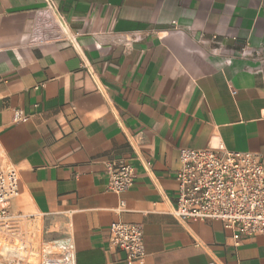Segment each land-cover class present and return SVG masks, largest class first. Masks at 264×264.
<instances>
[{
	"label": "crops",
	"instance_id": "0c3cea01",
	"mask_svg": "<svg viewBox=\"0 0 264 264\" xmlns=\"http://www.w3.org/2000/svg\"><path fill=\"white\" fill-rule=\"evenodd\" d=\"M53 1L79 50L44 0H0V158L19 174L11 213L40 226L53 252L71 247L75 264H128L110 245L117 222L142 225L141 264H264V235L235 245L219 221L172 214L181 148L264 155V0ZM246 45L262 59L240 56ZM115 160L135 169L121 194L108 189Z\"/></svg>",
	"mask_w": 264,
	"mask_h": 264
},
{
	"label": "built area",
	"instance_id": "2783aa9c",
	"mask_svg": "<svg viewBox=\"0 0 264 264\" xmlns=\"http://www.w3.org/2000/svg\"><path fill=\"white\" fill-rule=\"evenodd\" d=\"M47 13L55 20L60 34L75 48H80L78 34L69 33L65 19L53 0H44ZM242 57L262 59L260 50L246 45ZM101 94L107 92L90 65L84 66ZM15 110L13 121H25ZM139 154V153H138ZM181 168L177 173L178 198L173 216L182 222L219 221L233 233L238 245L243 239L264 235V155L228 151L222 144L207 149L181 148ZM108 189L116 194L129 191L135 184V169L126 160L107 163ZM19 174L0 158V264H30L35 253L19 237L18 228L25 219L13 215L10 203L19 196ZM124 202L119 210L123 211ZM110 245L125 253L128 264L145 261L144 231L140 224L113 223L109 229ZM62 253L43 250L42 264H75L71 247H59Z\"/></svg>",
	"mask_w": 264,
	"mask_h": 264
},
{
	"label": "rangeland",
	"instance_id": "374dc122",
	"mask_svg": "<svg viewBox=\"0 0 264 264\" xmlns=\"http://www.w3.org/2000/svg\"><path fill=\"white\" fill-rule=\"evenodd\" d=\"M20 232L19 237L22 238L27 244L28 249L34 251V255L30 258V264H42L43 261V250L52 249L47 240L45 231L37 226L36 223L32 221H23L18 228ZM60 254V252H55Z\"/></svg>",
	"mask_w": 264,
	"mask_h": 264
}]
</instances>
